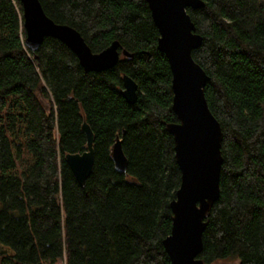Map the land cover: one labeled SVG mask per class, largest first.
Wrapping results in <instances>:
<instances>
[{"label": "trees", "instance_id": "1", "mask_svg": "<svg viewBox=\"0 0 264 264\" xmlns=\"http://www.w3.org/2000/svg\"><path fill=\"white\" fill-rule=\"evenodd\" d=\"M40 1L93 52L119 41L121 57L97 72L55 37L32 51L20 1L0 0V264H171L164 239L181 170L168 126L179 120L148 1ZM203 1L187 9L202 36L192 54L209 76L223 164L199 257L264 264V0ZM124 74L138 84L134 103ZM84 122L94 167L82 186L66 155L87 149ZM118 137L126 172L112 157Z\"/></svg>", "mask_w": 264, "mask_h": 264}, {"label": "water", "instance_id": "2", "mask_svg": "<svg viewBox=\"0 0 264 264\" xmlns=\"http://www.w3.org/2000/svg\"><path fill=\"white\" fill-rule=\"evenodd\" d=\"M20 18L25 31V44L36 51L47 36L66 44L78 57L86 71H103L115 66L121 57L119 41L99 53L92 51L82 34L68 24L55 22L45 12L40 0H19ZM153 20L159 30L158 48L167 57L172 71V108L179 122L168 127L174 135L175 157L181 170V184L172 201L171 233L164 239L171 264H204L199 257L203 250L205 217L220 197L223 164V131L211 111L205 87L209 76L195 61L193 50L202 42L196 32L188 8L205 5L203 0H147ZM123 55H131L123 50ZM122 94L134 103L138 84L129 75L123 76ZM87 138L84 152L68 153L66 162L77 181L83 186L94 167V133L84 122ZM112 157L116 169L126 172L128 160L117 138Z\"/></svg>", "mask_w": 264, "mask_h": 264}, {"label": "rangeland", "instance_id": "3", "mask_svg": "<svg viewBox=\"0 0 264 264\" xmlns=\"http://www.w3.org/2000/svg\"><path fill=\"white\" fill-rule=\"evenodd\" d=\"M26 159H28V156H25V157H24L23 161H21V164L24 163V162H26ZM226 263H227V262H226ZM226 263H224V264H226ZM220 264H222V263H220Z\"/></svg>", "mask_w": 264, "mask_h": 264}]
</instances>
